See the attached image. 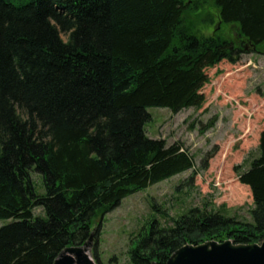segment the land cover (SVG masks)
<instances>
[{
	"label": "trees",
	"instance_id": "trees-1",
	"mask_svg": "<svg viewBox=\"0 0 264 264\" xmlns=\"http://www.w3.org/2000/svg\"><path fill=\"white\" fill-rule=\"evenodd\" d=\"M202 1L0 0V264H52L123 198L193 167L182 144L147 136V109L199 108L207 68L264 51V0H212L193 16ZM214 14L231 36L198 34ZM257 148L234 186L252 199L251 220L197 206L169 226L152 218L130 262L165 264L186 243L261 241L264 124Z\"/></svg>",
	"mask_w": 264,
	"mask_h": 264
},
{
	"label": "rangeland",
	"instance_id": "rangeland-1",
	"mask_svg": "<svg viewBox=\"0 0 264 264\" xmlns=\"http://www.w3.org/2000/svg\"><path fill=\"white\" fill-rule=\"evenodd\" d=\"M211 7L208 0L193 16L205 17L202 12ZM213 16L211 22L198 23L200 36L214 31L225 36L221 30L228 31L227 36L234 33V28L218 25ZM246 50L235 63L222 60L206 69L205 101L199 108L147 109L151 115L145 123L147 136L164 139L167 145L182 144L194 165L123 198L94 220L89 255L96 264H132L129 251L136 234L152 218L169 226L172 219L197 206L251 220L253 201L237 196L234 186L238 172L258 156V131L264 124V51ZM32 178L37 191H42L40 176L32 173ZM33 214L42 216L43 211L36 207ZM7 222L0 219V226Z\"/></svg>",
	"mask_w": 264,
	"mask_h": 264
},
{
	"label": "water",
	"instance_id": "water-1",
	"mask_svg": "<svg viewBox=\"0 0 264 264\" xmlns=\"http://www.w3.org/2000/svg\"><path fill=\"white\" fill-rule=\"evenodd\" d=\"M92 235L91 232L81 245L65 247L52 264H96L89 255ZM165 264H264V238L260 243L251 244L234 243L229 239L195 245L186 243L174 250Z\"/></svg>",
	"mask_w": 264,
	"mask_h": 264
}]
</instances>
